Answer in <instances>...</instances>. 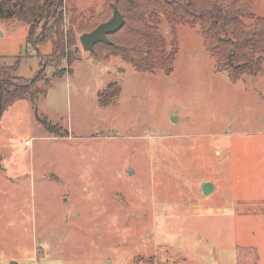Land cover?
Masks as SVG:
<instances>
[{
  "label": "rangeland",
  "instance_id": "1",
  "mask_svg": "<svg viewBox=\"0 0 264 264\" xmlns=\"http://www.w3.org/2000/svg\"><path fill=\"white\" fill-rule=\"evenodd\" d=\"M113 1L64 0L75 60L39 76L29 27L0 18V68L18 62L44 90L0 119V264H264V74L231 82L198 26L161 25L168 75L83 50L78 25L109 20ZM243 6L264 17V0Z\"/></svg>",
  "mask_w": 264,
  "mask_h": 264
},
{
  "label": "trees",
  "instance_id": "2",
  "mask_svg": "<svg viewBox=\"0 0 264 264\" xmlns=\"http://www.w3.org/2000/svg\"><path fill=\"white\" fill-rule=\"evenodd\" d=\"M244 2L114 0L111 10L114 6L117 8L124 24L118 32L108 35L109 44L99 43L94 51L104 47L120 55L137 72L153 74L160 69L168 75L173 70L177 47L174 44L166 51L161 25L165 23L175 38L177 26L186 25L192 29L198 26L208 54L216 60L218 68L227 72L231 82H238L242 76L257 78L264 74V17L255 16L243 6ZM63 5L64 0H20L19 4L0 0V18H12L29 27L26 45L37 53L40 64L38 76L54 63L65 60L69 68L75 60V31L72 26L64 29ZM107 20V16L98 19L91 29L88 21L78 25L77 30L83 35ZM46 45L50 46L51 54L43 57L39 49ZM18 67L16 62L13 66L0 68V119L15 102L27 99L35 103L44 94L38 85V76L30 80L14 76ZM118 95L119 88L109 85L99 95V104L108 106ZM44 126L50 133H55L48 124ZM66 135L65 132V135L57 136Z\"/></svg>",
  "mask_w": 264,
  "mask_h": 264
},
{
  "label": "water",
  "instance_id": "3",
  "mask_svg": "<svg viewBox=\"0 0 264 264\" xmlns=\"http://www.w3.org/2000/svg\"><path fill=\"white\" fill-rule=\"evenodd\" d=\"M112 17L105 22H102L91 32L83 33L79 37V42L83 50L90 53L94 52L95 45L99 43L109 44L108 35H113L119 31L124 24L123 16L118 12L114 6L112 9ZM213 190L212 184L203 183L202 191L204 195H208Z\"/></svg>",
  "mask_w": 264,
  "mask_h": 264
},
{
  "label": "built area",
  "instance_id": "4",
  "mask_svg": "<svg viewBox=\"0 0 264 264\" xmlns=\"http://www.w3.org/2000/svg\"><path fill=\"white\" fill-rule=\"evenodd\" d=\"M25 144L30 145V143L28 141H25Z\"/></svg>",
  "mask_w": 264,
  "mask_h": 264
}]
</instances>
